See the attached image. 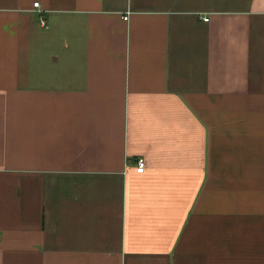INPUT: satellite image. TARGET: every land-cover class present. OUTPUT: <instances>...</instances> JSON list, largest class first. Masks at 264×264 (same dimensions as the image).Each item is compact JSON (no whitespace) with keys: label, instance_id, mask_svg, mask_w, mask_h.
<instances>
[{"label":"crops","instance_id":"0c3cea01","mask_svg":"<svg viewBox=\"0 0 264 264\" xmlns=\"http://www.w3.org/2000/svg\"><path fill=\"white\" fill-rule=\"evenodd\" d=\"M0 264H264V0H0Z\"/></svg>","mask_w":264,"mask_h":264},{"label":"built area","instance_id":"2783aa9c","mask_svg":"<svg viewBox=\"0 0 264 264\" xmlns=\"http://www.w3.org/2000/svg\"><path fill=\"white\" fill-rule=\"evenodd\" d=\"M34 6L35 7H39L40 6V2H36V3H34ZM126 21H128L129 20V18H130V12L128 11L125 15H124V17H123ZM205 20H209V18H205ZM42 22L44 23V20H42ZM145 170H146V159L144 158V157H139L138 159H137V171L139 172V173H143V172H145Z\"/></svg>","mask_w":264,"mask_h":264}]
</instances>
